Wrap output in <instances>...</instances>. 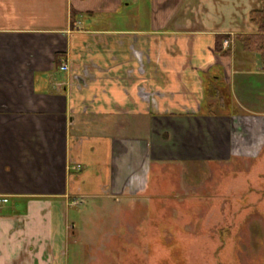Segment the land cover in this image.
<instances>
[{"label":"crops","instance_id":"crops-1","mask_svg":"<svg viewBox=\"0 0 264 264\" xmlns=\"http://www.w3.org/2000/svg\"><path fill=\"white\" fill-rule=\"evenodd\" d=\"M262 9L0 0V264H65L66 212L85 196L117 204L161 194L163 165L258 159L264 61L235 38L256 33ZM221 36L233 45L218 53ZM217 86L227 100L205 97Z\"/></svg>","mask_w":264,"mask_h":264},{"label":"rangeland","instance_id":"rangeland-1","mask_svg":"<svg viewBox=\"0 0 264 264\" xmlns=\"http://www.w3.org/2000/svg\"><path fill=\"white\" fill-rule=\"evenodd\" d=\"M257 140L264 145L263 129ZM259 155L163 165L156 181L167 185L154 196H85L66 212L75 232L65 264H264V148Z\"/></svg>","mask_w":264,"mask_h":264},{"label":"trees","instance_id":"trees-1","mask_svg":"<svg viewBox=\"0 0 264 264\" xmlns=\"http://www.w3.org/2000/svg\"><path fill=\"white\" fill-rule=\"evenodd\" d=\"M251 25L256 28V33L252 35H239L235 38V42L240 45L241 49L248 54L258 55L261 61H264V9L260 11H253L249 15ZM227 39L226 36L217 37L215 40V51L220 53L222 51V42ZM228 50L223 51L222 54L227 55ZM58 56H56L57 58ZM222 87V86H220ZM212 87L205 89V97L212 98L210 92ZM215 89V88H214ZM213 89V90H214ZM216 90V89H215ZM220 92L216 90V94ZM226 97V95L224 94ZM228 96V95H227ZM219 97V96H218ZM222 98V97H221ZM228 99V98H226ZM223 103V104H222ZM219 101L220 106H224L225 101Z\"/></svg>","mask_w":264,"mask_h":264},{"label":"built area","instance_id":"built-area-1","mask_svg":"<svg viewBox=\"0 0 264 264\" xmlns=\"http://www.w3.org/2000/svg\"><path fill=\"white\" fill-rule=\"evenodd\" d=\"M231 45H233V37L231 36L229 39H226L225 41H223V46L225 48L230 47ZM262 69L264 70V64L262 65ZM59 70L61 72H67L68 71V66L65 63H62L59 66ZM8 203V198L7 197H0V212L2 210V208Z\"/></svg>","mask_w":264,"mask_h":264}]
</instances>
